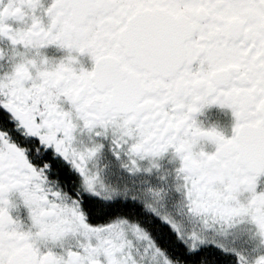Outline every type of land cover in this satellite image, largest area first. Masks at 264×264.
<instances>
[{
  "label": "snow or ice",
  "instance_id": "obj_1",
  "mask_svg": "<svg viewBox=\"0 0 264 264\" xmlns=\"http://www.w3.org/2000/svg\"><path fill=\"white\" fill-rule=\"evenodd\" d=\"M261 177L264 0H0V264H264Z\"/></svg>",
  "mask_w": 264,
  "mask_h": 264
},
{
  "label": "flooded vegetation",
  "instance_id": "obj_2",
  "mask_svg": "<svg viewBox=\"0 0 264 264\" xmlns=\"http://www.w3.org/2000/svg\"><path fill=\"white\" fill-rule=\"evenodd\" d=\"M82 60L85 67H91V61L87 56L82 57ZM196 118L199 122H203L205 127L218 122L221 126L220 130L226 137H230L232 135L233 116L231 110L229 109H221L218 105H213L204 109L202 113L197 114ZM206 150H214V145H207ZM260 179L261 186L264 187V177H261Z\"/></svg>",
  "mask_w": 264,
  "mask_h": 264
},
{
  "label": "clouds",
  "instance_id": "obj_3",
  "mask_svg": "<svg viewBox=\"0 0 264 264\" xmlns=\"http://www.w3.org/2000/svg\"><path fill=\"white\" fill-rule=\"evenodd\" d=\"M208 108V107H207ZM221 108V107H220ZM206 109V108H205ZM221 109H228V108H221ZM230 110V109H229ZM201 124H202V126L203 127H205L204 126V124H203V122H201ZM205 128H216L217 130H220L221 129V126L219 125V123L217 122V123H212V124H210V125H208L207 127H205ZM221 131V130H220Z\"/></svg>",
  "mask_w": 264,
  "mask_h": 264
}]
</instances>
